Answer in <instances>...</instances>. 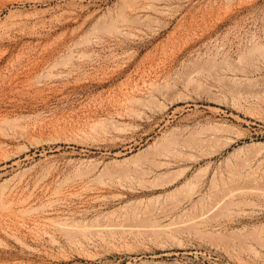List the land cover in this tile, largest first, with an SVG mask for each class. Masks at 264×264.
<instances>
[{
    "label": "rangeland",
    "instance_id": "obj_1",
    "mask_svg": "<svg viewBox=\"0 0 264 264\" xmlns=\"http://www.w3.org/2000/svg\"><path fill=\"white\" fill-rule=\"evenodd\" d=\"M0 264H264V0H0Z\"/></svg>",
    "mask_w": 264,
    "mask_h": 264
},
{
    "label": "bare ground",
    "instance_id": "obj_2",
    "mask_svg": "<svg viewBox=\"0 0 264 264\" xmlns=\"http://www.w3.org/2000/svg\"><path fill=\"white\" fill-rule=\"evenodd\" d=\"M135 6H136V5H135ZM148 7H149V6H148ZM141 8H142V7H141ZM146 8H147V7H146ZM131 9H132V8H131ZM133 9H134V8H133ZM138 9H139V8H138ZM143 9H144V8H143ZM147 9H148V8H147ZM135 11H136V10H135ZM225 192H226V191H225ZM246 193H247V192H246ZM236 195H237V194H236ZM8 197H9V196H8ZM43 210H44V209H43ZM18 211H19V210H18ZM69 225H70V224H69ZM68 227H69V226H68ZM68 227H67V228H68ZM72 228H73V227H72ZM77 228H78V227H77ZM64 230H65V229H64ZM101 230H102V229H101ZM81 231H82V230H81ZM90 231H91V230H90ZM95 231H97V230H95ZM79 232H80V231H79ZM84 232H85V231H83V233H84ZM107 232H108V231H107ZM83 233H82V234L80 233V234L82 235L81 237H82V238H86V236H85L86 234H83ZM98 234H99V233H98ZM69 237H70V236H69ZM87 238H88V237H87ZM68 240H69V239H68ZM71 240H73V239H71ZM79 240H80V239H79ZM84 240L87 241V239H84ZM93 240H94V239H93ZM79 242H80V241H79ZM81 243H82V242H81ZM70 244H71V243H70ZM72 244H73V243H72ZM83 244H84V243H83ZM76 245H77V244H76ZM70 246H71V245H70Z\"/></svg>",
    "mask_w": 264,
    "mask_h": 264
}]
</instances>
